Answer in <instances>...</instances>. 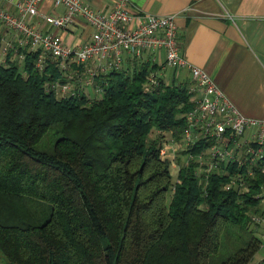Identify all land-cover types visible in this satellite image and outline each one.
I'll return each instance as SVG.
<instances>
[{"label": "trees", "instance_id": "16d2710c", "mask_svg": "<svg viewBox=\"0 0 264 264\" xmlns=\"http://www.w3.org/2000/svg\"><path fill=\"white\" fill-rule=\"evenodd\" d=\"M38 51L0 62L6 264H249L264 228V153L249 163L244 152L255 142L206 172L210 143L200 137L180 148L173 177L159 149L163 132L182 138L189 86L135 59L95 73L94 90L61 95L49 83L64 76L49 56L36 68ZM47 130L50 148L39 149Z\"/></svg>", "mask_w": 264, "mask_h": 264}, {"label": "built area", "instance_id": "2783aa9c", "mask_svg": "<svg viewBox=\"0 0 264 264\" xmlns=\"http://www.w3.org/2000/svg\"><path fill=\"white\" fill-rule=\"evenodd\" d=\"M40 1L21 0L16 14L0 8V23L20 34V44L28 49L39 48L34 62L36 68H40L44 57L49 56L55 61L60 77L67 74L65 67L69 64L88 61H101L104 72L117 69L122 64L123 55L134 60L146 51L162 49L166 65L175 70L183 67L189 70L192 85L188 90L194 104L185 112L186 128L182 138L176 143L171 136L165 140L159 149L161 157L168 158L167 151L189 146L200 137H205L210 143L208 153L202 160L206 172L213 167V160L232 156L234 148L241 149L244 143L255 142L254 147L246 146L244 149L249 163L255 162L264 153V116L256 118L240 113L204 70L180 55L173 14L137 12L134 15L137 19L132 21L133 16L127 10L126 0H113L108 8H94L85 0H50L53 5H61L63 12L59 15H44L46 24L63 29L73 17L79 16L91 28L86 42L69 45L59 34L41 31L26 20L28 16L36 14ZM94 74L93 71L87 73L86 81L78 73L67 77H73V85L81 84L82 81L83 85L92 83ZM63 79L64 82L49 83L61 95L69 92L66 77ZM149 80L157 82L153 72ZM91 87L93 90L96 88L94 85ZM248 129H251V133L249 137H244Z\"/></svg>", "mask_w": 264, "mask_h": 264}, {"label": "crops", "instance_id": "0c3cea01", "mask_svg": "<svg viewBox=\"0 0 264 264\" xmlns=\"http://www.w3.org/2000/svg\"><path fill=\"white\" fill-rule=\"evenodd\" d=\"M20 1L0 0V8L16 14ZM85 1L94 8H108L113 2ZM126 4L132 21L137 19L134 16L137 12L173 14L180 55L204 70L240 113L256 118L264 116V0H126ZM62 12L61 5L41 0L36 14L26 20L41 31L59 34L69 45L86 42L91 28L79 16L73 17L63 29L49 26L43 20L44 15ZM20 39L19 33L0 23L1 63L7 58L21 62L22 50L26 47L20 44ZM139 58L138 62L155 63L157 74L166 83L192 85L189 70L186 67L175 70L166 65L162 49L146 51ZM130 61L123 55L121 65L130 66ZM70 65L73 64L64 68L67 75L78 73L85 77L90 71L102 72L101 61L83 62L78 68ZM250 133L248 129L244 137ZM260 230L262 244L249 264H264V228Z\"/></svg>", "mask_w": 264, "mask_h": 264}, {"label": "rangeland", "instance_id": "374dc122", "mask_svg": "<svg viewBox=\"0 0 264 264\" xmlns=\"http://www.w3.org/2000/svg\"><path fill=\"white\" fill-rule=\"evenodd\" d=\"M69 75H72V74H69ZM63 76H65L66 77V80H67V84H66V86H67V92L68 91H70L71 90V88L74 86L73 84H72V80L71 79H73V77L72 78H70V77H67V74L66 75H63ZM88 77V76H87ZM86 77H84L83 79H85ZM87 79V78H86ZM86 79H85V81H86ZM79 80V79H78ZM82 84V83H81ZM87 90H91L90 89V87L91 86H84ZM153 130H154V128H153ZM50 131H48L47 130V132L46 133H44L42 136H41V138L39 139V141L37 142V144H36V147L37 148H39V149H49L50 148V142H51V140H52V135L49 133ZM163 136L165 137L164 138V140L161 142V145L164 143V141L165 140H169V138H170V134L169 133H167V132H163ZM169 144V143H168ZM181 149L179 148V147H177L176 149H174V151L172 152V151H167V153H168V158H172V163H174V164H171V167H173L172 168V171H171V173H172V175H173V177L175 176V174H176V168H178V166H179V161H177V159H179L180 160V162H182V164H183V161H184V163H185V160H186V158H185V156H183L182 154H181V151H180ZM208 152H206V154H207ZM199 171H201V170H199ZM225 253V251L223 250V248L220 250V254H224ZM0 264H6V261H5V259H4V257L2 256V254L0 253Z\"/></svg>", "mask_w": 264, "mask_h": 264}]
</instances>
